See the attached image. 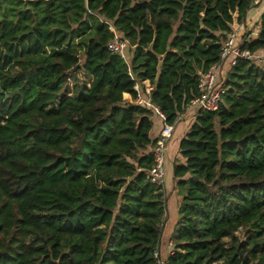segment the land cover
I'll return each instance as SVG.
<instances>
[{
	"label": "trees",
	"instance_id": "obj_1",
	"mask_svg": "<svg viewBox=\"0 0 264 264\" xmlns=\"http://www.w3.org/2000/svg\"><path fill=\"white\" fill-rule=\"evenodd\" d=\"M257 8L243 47L264 53V0H0V264H158L166 194L146 171L162 123L135 80L173 123ZM70 72L87 79L63 96ZM225 87L172 161L170 264H264V67L237 59Z\"/></svg>",
	"mask_w": 264,
	"mask_h": 264
},
{
	"label": "built area",
	"instance_id": "obj_2",
	"mask_svg": "<svg viewBox=\"0 0 264 264\" xmlns=\"http://www.w3.org/2000/svg\"><path fill=\"white\" fill-rule=\"evenodd\" d=\"M110 30L113 32L114 36L107 43V48L113 53L118 54L126 62L127 66H129L131 47L128 40L123 38L112 27H110ZM239 31L240 26L227 35L221 47L218 62L211 65L206 71L199 72L197 86L198 95L191 100L189 107L207 111L217 110L222 101V95L226 91L225 78L227 70L236 63L237 59L246 58L251 60L255 65L260 66L259 61L264 59V53H252L247 48L243 47L246 41L258 34L259 26L245 37H241V31ZM130 75L132 79H135L131 73ZM133 89L136 91L134 102L152 109L158 120L162 123L158 139L151 149L153 164L146 171V177L155 185H163L168 145L172 138L178 117L173 123L166 122L165 115L149 98L153 90V85L149 80H135ZM130 101H132V99ZM194 116L195 115H192L190 120H192ZM170 247L171 250L169 253L173 251V243H171ZM153 256L158 264H170L167 259L161 256L159 245L154 250Z\"/></svg>",
	"mask_w": 264,
	"mask_h": 264
},
{
	"label": "crops",
	"instance_id": "obj_3",
	"mask_svg": "<svg viewBox=\"0 0 264 264\" xmlns=\"http://www.w3.org/2000/svg\"><path fill=\"white\" fill-rule=\"evenodd\" d=\"M254 13L250 11L249 14ZM250 16V15H249ZM240 24V23H239ZM237 24L236 28L240 26ZM241 30V27H240ZM240 32V31H239ZM125 101H130L131 96L128 93L123 94ZM194 114V107H188L187 110L178 117V121L175 124L172 138L169 142V150L167 152L166 163H165V182L168 181V184L171 186V189H165L166 194V210H165V220L162 224V235L159 241V248L161 251V256L166 259L170 250L172 243V234H173V226L177 220V208L178 203L180 201L181 195L178 194L177 189L173 188V176H172V161L176 156L178 151V142L184 136V134L188 131V127L190 124V117ZM160 123V121H158ZM164 182V184H165ZM163 184V186H164ZM170 220L169 226L167 221ZM169 227V228H168Z\"/></svg>",
	"mask_w": 264,
	"mask_h": 264
},
{
	"label": "rangeland",
	"instance_id": "obj_4",
	"mask_svg": "<svg viewBox=\"0 0 264 264\" xmlns=\"http://www.w3.org/2000/svg\"><path fill=\"white\" fill-rule=\"evenodd\" d=\"M253 12L254 13H252V14H248V16L246 17V21H245L244 24H242V23L239 24L240 27H241V30H240L241 31L240 32L241 33V37H243L242 35H245V36L248 35V33H249V30L248 29L251 28V30L253 31L257 27L256 25H254V21L260 15L261 8H257V10H254ZM259 65L261 67H264V59H262V60L259 61ZM86 79L87 78H85V76L83 75V73H80V72H77V73L76 72H70L68 74V82H67V85H66L65 89L63 90L64 91L63 92L64 93L63 96L72 94L73 85H74L75 82L80 81V80L81 81L82 80H86ZM123 99H124V97H123ZM154 121H155V127H156L157 121L156 120H154ZM168 150H169V145H168ZM165 179H166V177L164 176V182H165ZM170 185L168 184V181H167V182H165L164 187L166 189H171V186ZM169 221L170 220L167 221L168 226H169V223H171ZM242 234H243V230H241V229H239L236 232V235L239 237V239H242ZM214 264H221V262L219 261V262H216Z\"/></svg>",
	"mask_w": 264,
	"mask_h": 264
}]
</instances>
